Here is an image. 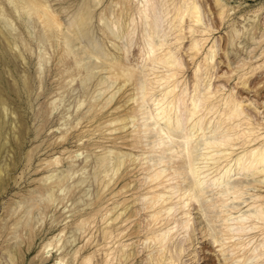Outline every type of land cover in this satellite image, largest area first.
<instances>
[{"label":"rangeland","instance_id":"rangeland-1","mask_svg":"<svg viewBox=\"0 0 264 264\" xmlns=\"http://www.w3.org/2000/svg\"><path fill=\"white\" fill-rule=\"evenodd\" d=\"M48 1L51 4L64 7L65 11L62 9L60 14L65 21L71 15L69 12L75 7V4L81 3L83 0ZM222 1V7H220L214 3V0H197L201 6L202 16L201 22L198 24L202 25L194 31L193 36L203 38L207 35L208 38L198 56L194 58L186 54V47L184 46L187 45V39L177 47L178 50H181V63H183L180 67L183 73L181 71L179 75L181 81L178 83V91L180 92L183 88L189 91L192 88L194 70L198 74L202 73L204 67L198 69L197 65L200 59L204 60V57L209 56V62L213 66L210 70L212 76L209 86L211 89H219L218 96L214 99L217 100L215 111L219 107V112L218 110L216 113L213 111L208 114V117H213L215 120L220 119L221 109L224 107L223 99L234 96L236 101L244 105L242 106L247 114L243 113L240 118L235 119V122L237 124L242 123L250 118L249 121L253 127L252 134L259 135V140L264 136V0ZM0 2L5 6L8 5L7 0H0ZM96 2L97 4L93 5V9L97 14L109 5L111 7L114 5L117 7L118 5L115 4L114 0H96ZM129 2L132 5H139L142 0H129ZM6 8V19L12 30L8 33L3 29L5 34L0 30V96L2 98V102H0V124L2 125L0 134V229H2V231L0 230V264H55L56 259L59 258H63L62 264H80L83 260L82 257L84 258L86 255L90 257L85 264H116L122 252H127L129 249L130 252H133L135 247H138L139 253L136 254V257H133L134 259L130 258L132 260H130L131 264H150L147 256L151 253L150 248L154 247L155 244L154 241L149 243L146 236L149 233L148 227H155L158 223L155 226L151 223V208H146L144 196L149 192L150 186L154 184L149 181V166L157 163L158 157L156 154L154 156L151 151H147L155 139L153 132H148L145 135L137 130L140 124L145 122L142 117L145 114L138 112L135 122L129 119V123L122 129L117 127L118 124L110 123L108 121L109 114L112 112L110 107L118 101L117 99L120 96L118 81L111 80L105 71L95 73L89 79H85L84 74H75L74 68L76 66L73 64L75 57H71L70 53L77 50V52H80L83 43L75 42L72 37L69 38L70 41L67 38L58 39L54 41L53 45L38 42V39L42 37L38 24L27 23L22 11H19L20 13L13 12L8 9V6ZM222 9L224 12L221 21L218 14L223 11ZM160 14L162 15V11H160ZM113 16L114 13L108 14V17H105L106 19L100 21V25L105 20L109 22ZM0 18L3 19L4 16H0ZM165 21H167L166 18L160 17L159 23L162 31L168 26ZM92 23L101 44L103 34L101 30H98V18L94 17ZM61 28L67 33L65 26H61ZM113 30L114 35L121 34V30L118 32L116 26ZM4 35L8 36V39H5ZM16 35L22 36L16 40L12 39ZM108 39H105L107 42H105V45H100L101 49L119 50L123 53L125 62L132 64L130 66L138 70L145 68L139 47L141 44L139 32L136 31L133 41L124 36L116 39V44L112 45ZM169 39L174 41V34H170ZM64 41H67L66 44H68L66 51L62 47L65 44ZM41 52L43 53L41 59L44 62L38 73L36 59ZM61 58L65 60L61 61ZM84 61L94 65L100 62V59L89 55ZM160 69L164 68L160 67ZM97 78L108 83L107 90H102L100 93L99 91L95 92V89L98 88V85L94 83L98 80ZM128 86L130 89L127 90L128 93L126 92V94L137 92L130 85ZM113 92L115 94L111 104L100 111V114L103 113V116L106 117H102L100 120L94 119L92 116L93 110L89 103L113 95ZM220 102H223V104ZM125 104V107L128 108L129 105H136V102L135 100H129ZM241 118L245 120H241ZM93 119L96 120L95 123ZM147 121H150V119ZM112 127H117L119 130ZM134 129L137 131H134ZM140 135H142V139ZM115 136H118L116 137L117 141ZM121 136L126 137L124 138L125 141ZM136 136H138V139L140 138V141L135 140L134 146L128 144L134 141ZM235 137L233 136L234 141L232 140L235 145L232 147L234 153L230 157L231 160L243 148L242 138L236 139ZM180 140L181 137L174 136L172 145H177L181 142ZM195 144H199L197 139ZM110 147L127 153V163L120 170H125L127 174L124 171L123 178L121 176L115 182H113V179H116L117 175H112L113 169L103 172L104 167L97 163L99 162L97 159L99 155L104 154V151ZM250 147L248 148L250 149ZM164 156L166 161L160 163V168L166 169L167 174L170 173L165 178L169 179L166 180L165 184L173 187V199L176 200L181 196L179 194L183 192L186 183L191 182L192 179L189 174L185 175V172L182 171L184 168L179 164L182 160L180 154L170 158L168 155ZM52 160L55 162L51 164ZM175 161H178L179 165ZM174 168L176 171H174ZM215 168L216 166L213 165L206 173L209 175L214 174ZM62 174L64 175L63 181L65 180L66 184L64 188H58L54 186L53 182L63 178ZM111 176L113 179H111L110 188L103 187L101 177L108 180ZM255 177L256 175L254 176L248 170L232 172L228 181L235 185L238 183L237 185L242 188L241 199L235 198V200L234 195L229 194V202L226 201L228 206L223 209L227 210L228 216L233 221L242 212L245 215L250 213L256 215L255 210L258 207L254 206V203L259 198L258 193H264V186H260L259 179ZM252 180L258 183L254 184L255 181ZM251 182H254V186ZM124 183L127 186L121 191L120 188ZM46 185H48V188ZM49 185H53L52 188ZM216 187L219 186L211 185L207 187L205 197L200 198V205L197 201L186 200L180 205H176L168 216V224L171 219L179 220L185 216L189 219V225L186 228H181L179 224L174 227L175 236L171 245L187 238L184 242L185 251L177 264H232L235 258L237 259L238 256L244 253L245 246V251L250 246L246 242H248L247 238L251 236L252 243L254 245L259 244L258 249H260L262 239H264V232H261V229L264 230L263 219H255V222L259 225L258 229L255 227L256 229L251 228L249 230V228L246 235L236 236V238L234 236L232 237L234 240L230 238L231 234L225 233L228 238L223 233L225 231L223 221L219 216V203H215L218 212L210 207V203L217 200L216 197L219 199V196H222L218 193ZM53 188L55 189L54 192L52 191ZM188 192L190 191L186 190L184 194L186 195ZM51 196H54V199H51ZM34 197H37V200ZM211 199L216 200L212 201ZM208 200H210V203ZM257 202L259 201H256V204ZM123 205L127 207L124 210ZM183 209L188 213L184 214ZM134 210L136 213L128 217L127 214L129 215ZM120 212L121 215L113 222V213L118 214ZM124 215H126V221H124ZM165 221L167 220L160 221L158 226L164 227L167 225ZM158 226L154 230L160 229ZM107 227L112 231L109 232V234H113L112 236L108 234L111 238L109 236L105 238V235H103V231H107ZM137 227L140 229V234L129 232ZM128 233H130V236L126 235ZM212 234H216L215 237L218 241L213 242ZM244 238L247 239L244 247H232L234 246L233 243ZM231 239L233 242H231ZM236 239L237 241H235ZM225 242L227 243L225 244ZM8 244L11 245L10 248H8ZM262 248L264 247L262 246ZM7 249L14 252L13 256L15 257L13 258L16 263L13 262V258L9 257ZM237 249L238 251H236ZM240 250L242 251L239 253ZM262 256L258 257L260 260L257 258V264H264V255ZM108 257L109 260L107 261L106 258ZM17 259L21 262H18Z\"/></svg>","mask_w":264,"mask_h":264},{"label":"bare ground","instance_id":"bare-ground-1","mask_svg":"<svg viewBox=\"0 0 264 264\" xmlns=\"http://www.w3.org/2000/svg\"><path fill=\"white\" fill-rule=\"evenodd\" d=\"M114 1H115V4L116 5L118 4L119 6L117 5V7H115L114 5L111 7V5H109L99 14H97L95 9H93V5L97 4L96 0H83L81 3H78V4L76 3L73 9L71 8L72 10L71 12H69L71 13V15H69V17L65 21L60 14L62 9L65 11L64 7L62 8V6L60 5L57 6L56 4L55 6L54 4H51L48 0H7L8 5L6 6H8V9L13 12L22 11V14L25 16V20L27 21V23L38 24L39 30L42 32V37L38 39V42H44V43L53 45L54 41L58 39L59 40L61 38L69 39L70 37H72L75 42L80 43V44L83 43V46H81L80 52H77L78 51L77 50L76 52L70 53L72 55V56L70 55L71 57H75L74 62H73V64L76 66L74 68L75 74H78V73L84 74L85 79H89L91 76H93V74L95 75V73H98L100 71H105L108 77L111 78V80L114 79L115 82L118 81V83L120 84V86L118 87L120 96L118 97L119 99H117L118 101L110 107L112 108L111 109L112 112L109 114L110 118L108 120L110 121V123H115V125L118 124L117 127L119 129H122L129 123V119L135 122L137 114L139 113L145 114V116L142 115L145 122H142L137 130L140 133L142 132V134H145V135L148 132H153L155 139L153 141L152 146L147 151L149 152L151 151L153 155L156 154V156L158 157V162L149 166V169H150L149 170V178H150L149 181L150 182L152 181L154 184L151 183L152 185L149 188V192L144 196L145 201H146L145 204L147 205L146 208H151L150 217H151V223L154 226L157 223L159 224L160 221L167 220L165 221V224L167 223V225H165L164 227H159L158 224L156 225L160 228L158 230L156 229L154 230L156 226L155 227L152 226V228L148 227L149 233H147L146 239L149 240V243L150 241L151 242L154 241L155 245L154 247L151 246L152 247L150 248L151 253L147 256L148 257L147 260L150 264H177L179 258L180 259L182 258L181 257L182 253L185 251L184 242L187 240V238L183 239L182 241H178L174 245H171L173 241V237L175 236L174 227L179 224L181 228H186L189 225V219L187 218V216L182 217L179 220L171 219L170 223L168 224L169 222L168 216L170 215L171 211H173V208L176 205H180L186 200L197 201L200 205V198L205 197L208 186H211V185L219 186V187H216V190L222 196L221 197L219 196V199L218 197H216L217 198V200L215 199L216 201L214 199H211L212 201L213 200L215 201L213 203H210V200L208 201L210 203V207H213L214 210L215 209L217 210V208H215V203L217 202L219 203L217 204H218V208H220L219 216L221 217L223 221L222 224H224V228L222 227L225 231L223 232L224 234L225 233L231 234L230 238L234 236L236 238V236L246 235V232L249 228H250L249 230H251V228L256 229L255 227H257L258 229L259 225L257 222H255V219L259 218V219L264 220V193L263 192L258 193L259 198H257L258 200L256 199V201H259V202H257V204H256V201L254 200L255 201L254 206L258 207L255 210L256 215H254L255 213L254 214L250 213L248 215H245V214H242L243 213L242 212L241 215L233 221L232 218L228 216L227 210H224L223 208L228 206L226 205L227 203L226 201H228L229 194H233L234 199L235 198L239 199L241 197L242 188L237 185L238 183L235 185L233 183L231 184L228 181L232 172L240 171V170L242 171L248 170L252 172L254 176L256 175V177L259 179L258 182L260 186H264V136H262L263 138L258 140L260 136L252 134L253 127H252L251 122L249 121L251 120L250 118H248V120L246 121H243L242 123L237 124V122H235L236 121L235 119H237L238 117L240 118V116H242L243 113L244 114L246 113L244 112L245 109H243L244 105L236 101L234 96L233 97L228 96L223 99L224 107L221 109L222 114L220 115V119L215 120L213 119V117H210V116L208 117V114L215 111L217 107V103H216L217 100H214V99L218 96L217 93L219 92L218 88L211 89L209 86L210 85L209 81L211 80V76H212V74H210V70H211V67H213L210 64L211 62H209V59H210L209 56L204 57V60L200 59L199 64L197 65L198 69L202 66L204 67V71L201 70L202 73L198 74V72L194 70V79L192 83V88L189 89V91L184 90V88L183 90H180V92L178 91V88H179L178 83L179 81H181V78L179 75L181 74V71H182L180 70V67L182 66L183 63H181V55H180L181 50H178L177 47L182 42H184L185 39H187L186 41L187 45L184 46L186 47L185 49L186 54L187 56L194 58L195 56H198L201 48L204 46V43L206 39L208 38L206 37L207 35L203 38H197L193 36L194 31H196L199 28V26L202 25V24L201 25L198 24L199 22H201L202 16H201V6L197 2V0H142L141 4L139 5H132L129 2V0H114ZM221 1L214 0V3L222 7ZM6 6L5 4L4 5L0 4V16H4L3 19L0 18V30L3 34H5L3 29L8 31V33L11 32L12 30V28H10L9 22L6 19L7 17L5 14L7 10ZM160 11H162V15L160 14ZM223 12L224 10L219 12L218 14L220 20L223 19L222 17ZM110 13H114L113 18H110L109 22H107V20H105L103 23L101 22L102 24L100 25V21L103 20L106 16L108 17V14ZM135 15H137L136 18H135ZM94 17L98 18L99 20V23H97L99 26L98 30H101L103 34L102 41H100L102 45H105V42H106L105 39L107 38H109L108 41H110L112 45L116 44L115 43L116 39L122 38L124 36H127L130 40L133 41V38L136 35V31L139 32L140 42H141L139 47H140V52L142 54L141 57L144 60L145 68H142V70L139 69L141 70L139 71L137 68L136 70L135 68L130 66L132 64H128L127 62H125L123 53L119 52V50L112 51L110 49H104V48L101 49L100 48L101 44L99 43V40L97 38L98 36L95 32L94 24L92 23V20ZM137 17H138V20H137ZM160 17L162 18L164 17L167 19V21H165V24H168L166 28L167 30L165 28L163 31L160 30V23H159ZM61 26L66 27L67 33H65L62 30ZM115 26L118 30L119 28H121L120 29L121 34H118V35L113 34V31H114L113 29ZM120 30L118 32H120ZM170 34L171 35L174 34V39H175L174 41L169 39ZM20 36L18 35L13 36L12 39L16 40ZM4 37L5 39H8V36L4 35ZM64 43L65 44H63L62 47H63V50L65 49L66 51L68 44H66L67 41L66 42L64 41ZM89 55L99 58L100 62L94 65H91L90 62H85L84 60ZM42 56H43V53L41 52L36 59V66H37L36 68H37L38 73L41 70L43 66V62H44L43 59H41ZM64 60L63 58H61V61H64ZM160 67L164 69L161 70ZM94 83L95 85H98V88L95 89L96 90L95 92L99 91L100 93V91L102 90H105V89L107 90L108 83L106 81H103L102 79H98ZM128 85H130L133 90L134 89L137 90V92L135 91L136 93L134 92V93L126 94L127 90L130 89ZM65 87H67V85H65ZM180 88L182 89V87ZM114 94L115 92H113V95H110L108 97L106 96L102 100H99V101L94 100V102L89 103V105L92 107V110H93L92 116L94 119L96 118L100 120L102 117H106V116H103V113L100 114V111L105 109L106 106H109L111 104V102L114 99ZM129 100L130 101L135 100L136 105L132 104V106L129 105V107L126 108L125 103H127ZM121 101L122 103L120 104ZM0 102H2L1 96H0ZM223 102L222 103L220 102V103L223 104ZM218 108L217 110L219 112ZM217 110L215 111V113L217 112ZM83 115L84 117H86L85 114ZM94 119L93 121L95 123L96 120ZM148 119H150V121H147ZM242 119L245 120L244 118H241V120ZM213 120H214V123H213ZM117 127H112V128H117ZM1 128H2V125L0 124V134H1ZM137 130L134 129V131H137ZM154 130L156 131L154 132ZM23 132L25 131L23 130ZM199 132L201 134H198ZM125 136L124 137L121 136L123 137L124 141H125L124 138H126ZM174 136L181 137V140H180L181 142L178 143L177 145H172ZM233 136H236L235 137L236 139L242 138L241 142H242L243 148L241 147L242 151L239 153L237 152L238 154H236V156H234L235 158L231 160L230 157H232V154L234 153L233 152L234 149H232V147L235 145V143L232 142V140L234 139ZM116 137L118 136H115V140L117 139ZM140 137L142 139V135H140ZM139 139H138V136H136L134 141H131L132 143L130 142L128 144L130 145L133 144L134 146L136 143L135 140L138 141ZM196 139L199 141V144H195ZM255 140L257 141L255 142ZM249 146H251L250 149L248 148ZM114 147H116L115 144H114ZM102 154L101 156L98 154L99 157L97 158L99 161L97 163H100L99 165H101V167H104L103 170L102 168L100 169L103 172L104 171L107 172V171H110V169H113L112 175H117V177H115L116 179H113V177L111 176V178H108V180H104V178L101 177L103 181L101 182L102 186L110 188L111 179H113L114 180L113 182H115L121 176L123 178L125 170L124 171H120V170L122 166L124 165L125 167V164L127 163L126 162L127 153L125 154L118 149L114 150L113 147H110L108 148V150L104 151L103 155ZM179 154L180 156H182V160H180L181 162L179 161L180 162L179 164L180 166L184 168V170H182L181 168L180 169L185 172V175L189 174L192 181L186 183V186L183 187L184 189L183 192L179 194L181 196L175 200L173 199V196H174L173 187L165 184L166 180L167 181L169 180L165 178L167 177V175H170V173L167 174L168 172H166V169L160 168L161 167L160 163L161 162L165 163L166 160H164L165 158L164 155H168V157L170 158V157H175V155L177 156ZM55 161H56V158H55ZM55 161L52 160L50 163L52 164ZM208 161H211V162L208 163ZM213 165L216 166L214 174H211V175L207 174L206 173L207 170H209L210 167H212ZM95 170H98V169H95ZM174 171H176L175 168H174ZM125 174H127L126 171H125ZM51 177L53 178V176ZM63 179H64V175H63V178H59L58 180H55L53 182L55 184L54 186L58 188H64L66 183L64 182L65 180L63 181ZM255 180H252V181H255ZM258 182L255 181V183L254 182L253 183L256 184ZM253 183L252 185L254 186ZM46 186L48 188V185ZM52 186L53 185H49L50 188H52ZM126 186L127 184L124 183L122 187L120 188V190L122 191L123 189H125ZM44 187L43 189H45ZM54 188L52 190L53 192L55 191ZM186 190H189L190 192H188L185 195L184 192ZM53 192L51 193V195L53 194ZM50 198L54 199V196H51ZM32 201L34 200L32 199ZM34 202L37 203V201H34ZM126 208L127 207L124 206L123 210ZM234 210L236 209L234 208ZM182 212L184 214L188 213L185 209H183ZM115 213H113L114 217L113 218L111 217L113 219V222L115 219L116 220L118 219L119 215H121V212L118 214H115ZM135 213H136L135 210L131 211L129 215L127 214V216L128 217L132 216ZM125 216L126 215H124V217ZM220 217H217V218H220ZM124 221H126V217ZM222 228L221 230L223 231ZM0 230L2 231V229ZM261 230H262L261 232L263 233L264 230L263 229ZM104 231H103V235H105L104 236L105 238H108L109 235L111 236L113 235V234H109V232L110 233L112 232L109 228L107 229V231L105 232ZM139 231L140 229L137 227L135 230L129 231V232L138 234ZM113 233H114V230H113ZM130 233L126 235L130 236ZM223 233L222 235H224ZM215 235L216 234L211 235L213 242L218 241ZM111 236L109 237L111 238ZM250 238H252V236ZM250 238H247L248 242H246L247 241L246 238H244L246 239L245 241H242L244 239H242L241 241L240 240L237 241V239H240V238H237L235 240L237 242L232 244L234 246L230 244L233 248H236V246L244 247L246 243L250 244V246L247 247L246 251H245V248H246L245 246L244 253H242L241 255L238 254L240 256H238L237 259L234 257L235 260L232 261V264H257V258L264 255V248H262V246L264 247V239H262V244L260 246V249H258L259 244L254 245V243H252V240ZM232 239H231V242H233ZM226 243L227 242H225V244ZM7 246L8 248H10L9 246L11 245L8 244ZM137 248L135 247L133 252H130V249L127 252L126 251L122 252L116 264H131L130 260L133 257H136V254L138 255L139 253V250ZM242 250H240L239 253ZM7 251L9 253V257L11 258L15 257L13 256L14 252L9 251V249H7ZM236 251H238V249ZM89 257L90 256L88 255H86L84 258L82 257L83 260L82 262L80 261L81 262L80 264H85L86 261L89 260ZM106 259L108 261L109 257ZM14 260L15 259L13 258V262H15ZM18 262H21V261H18ZM62 263H63V258L56 259L55 261V264H62Z\"/></svg>","mask_w":264,"mask_h":264}]
</instances>
